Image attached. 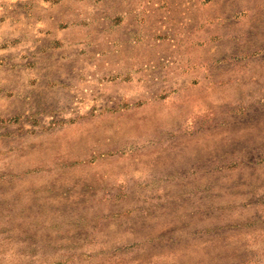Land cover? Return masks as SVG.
I'll list each match as a JSON object with an SVG mask.
<instances>
[{
    "label": "rangeland",
    "instance_id": "374dc122",
    "mask_svg": "<svg viewBox=\"0 0 264 264\" xmlns=\"http://www.w3.org/2000/svg\"><path fill=\"white\" fill-rule=\"evenodd\" d=\"M0 264H264V0H0Z\"/></svg>",
    "mask_w": 264,
    "mask_h": 264
}]
</instances>
